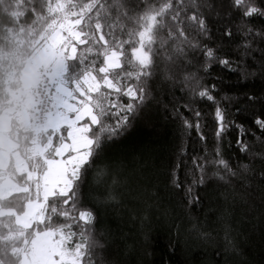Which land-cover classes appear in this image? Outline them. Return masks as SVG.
Returning a JSON list of instances; mask_svg holds the SVG:
<instances>
[{
  "label": "snow or ice",
  "instance_id": "6c2138e0",
  "mask_svg": "<svg viewBox=\"0 0 264 264\" xmlns=\"http://www.w3.org/2000/svg\"><path fill=\"white\" fill-rule=\"evenodd\" d=\"M51 3L59 19L46 49L57 61V73L49 96L43 159L46 195L50 204L59 202L53 217L66 222L52 233L51 244L41 247L40 264H155L147 258L159 241L145 229L162 208V215L174 217L173 228L179 220L198 239H211L215 229L210 231L209 226L219 225L223 243L218 255H241L233 237L235 211L242 208L243 215L255 217L264 210V96L244 91L250 81L264 80V23H256L264 21V0H133L123 6V15L134 14L141 21H132L135 38L122 30L127 38L117 40L113 35L116 43L106 54L96 47L102 26L90 22L95 11L91 5L85 9L84 0ZM120 6L114 4L112 11L119 12ZM225 43L234 50L222 57ZM125 48L130 49L129 61H125ZM216 66L240 77L232 86L233 95H222L215 84L205 82ZM244 101L253 108L245 119H251L254 127L246 128L231 118L232 108ZM202 102L211 107L214 147L189 153L181 142L177 160L156 184L141 186L135 182L139 176L123 162L101 160L107 145L126 135L152 106L178 120L181 131H196L204 144L207 138L200 129L206 116L196 106ZM245 110L236 108V113ZM233 129L236 148L250 163L233 166L225 159L220 141ZM255 160L260 167L251 163ZM93 171L99 196L94 203L84 204L81 188ZM113 205L122 206L133 224L139 225L130 230L135 234L126 239L133 244H125V250L114 249L107 236L94 231L98 206ZM163 247L170 254L175 251L171 242ZM139 255L145 259L138 260Z\"/></svg>",
  "mask_w": 264,
  "mask_h": 264
},
{
  "label": "trees",
  "instance_id": "16d2710c",
  "mask_svg": "<svg viewBox=\"0 0 264 264\" xmlns=\"http://www.w3.org/2000/svg\"><path fill=\"white\" fill-rule=\"evenodd\" d=\"M84 2H86L85 9H88L89 5L95 9L89 17L90 22L102 26L100 31L103 35H100V31L97 32L99 43L96 46L101 54L112 51L116 43L112 39L113 35L117 40L121 36L127 38L122 30L132 33V38H135L136 29L132 21H135V24H140L141 21L134 14L127 18L123 15V6H130L133 0H110V2L109 0H88V2L84 0ZM117 3L121 5L119 12L112 11L113 5ZM55 11L51 0H0V116L10 115L11 93L20 85V75L27 60L53 32L55 22L59 19L58 16L53 15ZM256 23L259 25L264 21L257 20ZM110 28L114 31L110 32ZM224 49L225 51L220 53L222 57L230 49L234 50V46L225 43ZM88 50L94 49L89 48ZM124 51L126 53L125 61H129L130 49L125 48ZM125 67L127 68V65ZM209 72L210 74L204 78L206 83L215 84L222 95H233L235 90L232 89V86L238 83L240 79L238 75L227 72L219 66L212 67ZM200 75L203 76L204 73L201 72ZM249 84L250 86L244 91L264 96V80L250 81ZM122 99L126 102V98ZM179 99L180 94L177 93V100ZM183 102L185 101H181V103ZM196 106L206 116V119L202 121L204 127L200 129L207 138L204 144L198 140L196 131H181L178 120L173 121L167 113H162L161 110L152 106L145 111V114L126 135L107 145L101 155V160L123 162L129 172L139 176V180L135 182L141 186L156 184L163 178L161 173L165 172L177 160L178 145L181 142L189 153L202 147L209 149L214 147L215 125L208 115L211 112V107L206 102ZM236 108L246 110L237 115ZM181 111H183L182 108ZM255 111H260L259 104L255 105ZM13 113V117L10 115L12 122H14L13 118L16 114ZM252 114L253 108L244 101L232 108L231 118L249 128L254 126L251 119L246 120L245 117H251ZM21 133L19 147L24 154L28 153L26 150L34 149V147H39L40 144L45 145L48 142L47 130L35 131L25 127ZM181 136L183 137L182 141ZM236 136L237 133L233 129L229 136L220 141L225 159L233 166L238 162L250 163L248 158L241 156L237 150ZM247 139L252 142L251 136ZM40 154L42 153H36L32 157L37 160V171L44 172L45 166ZM35 158H28L29 170H33ZM251 163L257 167L261 166L259 160L251 161ZM7 170L12 179L17 182L20 190L0 198V209L5 207L13 209L10 214L0 215V264H20L22 253L36 232L59 231L66 221L61 217H53V213L58 210L59 202L50 204L47 195H39L40 183L32 179L28 171L19 172L12 164L7 166ZM96 188L95 172L93 171L87 174L81 188V202L84 204L94 203L95 198L99 196V191ZM36 198H40L42 202L41 220L36 221L30 227H21L15 222V214L23 213L29 201ZM125 201H127V197H125ZM164 203L167 205V200ZM167 206L170 208V205ZM127 207L131 208L132 205L127 204ZM162 212L163 208L160 212L154 213L151 227L145 229L159 241L154 249H149L153 255L147 258L150 261H155V264H161L162 260L167 261L168 264H264V215H262L264 210H258L255 217L243 215L242 208L235 211L232 220L233 237L240 246L239 251L242 254L227 257L218 255V250L221 249L223 243V233H220L219 225L209 226L210 231L215 229L212 231V238L202 240L191 235L179 220L175 221L176 226L173 228L174 217L162 215ZM134 228H139V225L133 224L129 213L123 210L122 206H98V218L94 222V231L107 236L109 244L114 249L125 250V244H133V241L126 238L130 234H135L130 232ZM169 242L175 246V251L171 254L163 247ZM136 243L138 244L139 240ZM137 259L144 260L145 257L139 255Z\"/></svg>",
  "mask_w": 264,
  "mask_h": 264
},
{
  "label": "rangeland",
  "instance_id": "374dc122",
  "mask_svg": "<svg viewBox=\"0 0 264 264\" xmlns=\"http://www.w3.org/2000/svg\"><path fill=\"white\" fill-rule=\"evenodd\" d=\"M49 36L46 42L27 60L20 75V85L11 93L12 106L9 111L12 117L13 112L16 113L13 118L14 122L8 114L0 116V198L20 190L17 182L12 179L7 170V166L10 164L14 165L19 172L28 171L32 179L39 181V195L46 196L48 192L46 170L44 172L37 171V160L32 157L36 153H42L40 156L44 162L43 157L48 142L45 145L40 144L39 147L26 150L28 153L25 152V154L19 146L21 130L25 127L39 131L47 130L49 125L51 105L48 107L44 119L36 122L38 102L42 98L41 96H49L53 91L57 73V61L54 55L46 49ZM28 158H35L33 170H29ZM41 207L40 198L29 201L23 213L15 214V222L21 227H30L36 221L41 220ZM12 211V208L5 207L0 209V215L10 214ZM52 233L51 230L36 232L23 251L20 264H40V249L45 244H51Z\"/></svg>",
  "mask_w": 264,
  "mask_h": 264
},
{
  "label": "built area",
  "instance_id": "2783aa9c",
  "mask_svg": "<svg viewBox=\"0 0 264 264\" xmlns=\"http://www.w3.org/2000/svg\"><path fill=\"white\" fill-rule=\"evenodd\" d=\"M49 96H46V95L41 96L42 98L39 100L38 105H37L38 110H37V121L36 122H40L41 120L44 119L47 109L51 105Z\"/></svg>",
  "mask_w": 264,
  "mask_h": 264
},
{
  "label": "bare ground",
  "instance_id": "6f19581e",
  "mask_svg": "<svg viewBox=\"0 0 264 264\" xmlns=\"http://www.w3.org/2000/svg\"><path fill=\"white\" fill-rule=\"evenodd\" d=\"M48 79H50V78L48 77Z\"/></svg>",
  "mask_w": 264,
  "mask_h": 264
}]
</instances>
